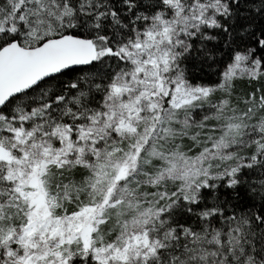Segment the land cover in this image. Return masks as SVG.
<instances>
[{"label":"snow or ice","instance_id":"snow-or-ice-1","mask_svg":"<svg viewBox=\"0 0 264 264\" xmlns=\"http://www.w3.org/2000/svg\"><path fill=\"white\" fill-rule=\"evenodd\" d=\"M257 17L264 0H0V264H264Z\"/></svg>","mask_w":264,"mask_h":264},{"label":"trees","instance_id":"trees-1","mask_svg":"<svg viewBox=\"0 0 264 264\" xmlns=\"http://www.w3.org/2000/svg\"><path fill=\"white\" fill-rule=\"evenodd\" d=\"M255 28H261L264 27V19H261L259 17H257L256 19V23L254 25ZM226 51V50H225ZM218 63H216L215 65H212L211 67L209 66H203V69H201V66L197 65L196 68L194 69L197 76L198 77H214L215 75H217L218 71H222L223 70V64H224V59L227 58L224 53H219L218 54ZM245 87H242L241 89H244Z\"/></svg>","mask_w":264,"mask_h":264},{"label":"rangeland","instance_id":"rangeland-1","mask_svg":"<svg viewBox=\"0 0 264 264\" xmlns=\"http://www.w3.org/2000/svg\"><path fill=\"white\" fill-rule=\"evenodd\" d=\"M226 63H227V58L224 59V64L222 65V66H223V70H224V68H225V64H226ZM223 70H222V71H223ZM222 71H218V72H217V75H215L214 77H213V76H212V77H209V76L203 77L204 79H203L202 82H206V83H215L216 81L219 80L220 73H221ZM237 87L241 89L242 87H246V85H245L244 82L241 81V82H238Z\"/></svg>","mask_w":264,"mask_h":264}]
</instances>
